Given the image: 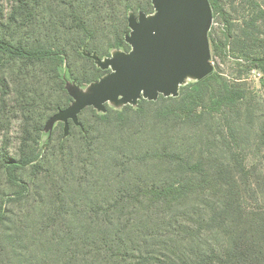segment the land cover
<instances>
[{
	"label": "rangeland",
	"instance_id": "rangeland-1",
	"mask_svg": "<svg viewBox=\"0 0 264 264\" xmlns=\"http://www.w3.org/2000/svg\"><path fill=\"white\" fill-rule=\"evenodd\" d=\"M217 1L236 24L232 34H237L250 16L259 14L260 20L255 29L259 32V40L253 46L252 52L263 56L264 14L260 11L264 13V0ZM30 2L34 10L29 19L23 18L21 14H16L14 19H11L12 12L18 10L17 0H0V36L14 44L41 43L60 49L66 59L62 74L66 79L64 88L67 94L60 88L52 64H24L0 55V150L17 158L24 142L26 149L33 145V138L37 133L33 128L34 123L37 121L43 124L40 147L43 151L50 139L49 152L54 153L50 161L67 168L65 172L70 176V183L64 200L70 205L78 204L76 208H72L73 216L90 218L97 213L103 217L105 205L112 203L119 188L133 184L159 185L170 179L172 173L178 174L179 170L175 165L168 166L159 159L163 150L180 153L189 159H196L199 155L208 159L223 157L235 170L241 162L258 188L256 195L246 193V203L249 206L264 207V89L260 84L263 74L247 58L232 49L231 45L224 46L227 24L220 12L213 14L212 11L213 24L208 32L210 62L213 71L219 72L228 82L251 92L246 102L236 107L239 115L235 113L237 110H227L222 116L206 114L196 123L183 124L171 120L156 121L154 112L147 108L146 113L142 115L130 113L125 129L118 130L115 123L105 127L97 120L92 107L85 108L78 116L79 122L82 127L92 126L93 145L100 147H92L96 156L92 155V152V156L87 157L76 155L77 151H83L85 154L80 127L70 121V136L60 146L61 140L68 136L63 134V123L55 122L51 128L45 130L46 121L57 112V107L62 109L71 103H66V97L69 95L66 87L68 83L85 90L91 82L111 72V69H100L84 52H95L101 58L109 57L117 51L128 52L130 45L125 41V36L130 31L127 24L128 15L133 13L137 16L139 12L152 14V1ZM79 19L85 23L87 34L77 27ZM122 39L123 46L117 47V43ZM191 81L194 80L187 77L183 85ZM139 100L137 104L127 105L134 108ZM123 106L109 101L104 104V112L120 110ZM82 131L85 132L84 128ZM104 136L106 141L103 140ZM69 155L74 158L70 168ZM20 175L27 182H31L28 167L22 170ZM57 179L49 178L44 184V190L51 189L52 181H58ZM55 186L61 188L59 182ZM14 189L0 169V203L12 196ZM26 200L28 202L23 201L22 204L12 205L8 202L3 205L10 204L9 207L17 214L28 215L31 219L42 214L41 207L56 199L45 192H39L35 197L31 196ZM96 206L103 208L99 210ZM154 212L159 213V210L150 211L151 214ZM124 213L126 214H122L123 217L130 215L128 211ZM116 214L117 212L109 213L114 216ZM163 235L167 236L164 233ZM203 239L217 248L223 244V237L218 230L205 233Z\"/></svg>",
	"mask_w": 264,
	"mask_h": 264
},
{
	"label": "trees",
	"instance_id": "trees-1",
	"mask_svg": "<svg viewBox=\"0 0 264 264\" xmlns=\"http://www.w3.org/2000/svg\"><path fill=\"white\" fill-rule=\"evenodd\" d=\"M208 1L213 14L220 12L227 24L224 46L231 45L261 70L260 84L264 89V55L252 52L259 40V32L255 31L259 14L250 16L239 32L232 34L236 24L231 17L217 0ZM17 2L18 10L12 12L11 19L16 14L29 19L34 10L30 0ZM76 25L87 34L81 19ZM123 42L120 40L116 46H123ZM0 55L24 64H52L60 88L67 94L62 74L66 59L60 49L41 43L14 44L0 36ZM250 95L248 89L212 71L201 80L180 86L176 97L159 96L154 101L141 98L134 108L124 105L120 110L104 113L88 108L105 127L115 123L118 130H124L130 113L142 115L147 108L154 112L156 121L196 123L206 114L222 116L227 110H237L236 107L246 102ZM71 101L67 95L66 103ZM235 113L239 115V110ZM43 127L37 121L34 123L37 133L33 145L26 149L24 142L17 158L0 150V169L15 188L4 203L22 204L39 192L56 200L41 207L42 214L31 219L28 215L17 214L10 204L0 203V264H264V207L246 203V193L256 195L258 188L241 162L235 170L223 157L208 159L199 155L189 159L180 153L163 150L159 159L168 166L175 165L178 174L172 173L170 179L159 185L123 186L117 190L112 203L105 205L103 217L94 213L90 218H77L71 212L78 204L70 205L64 200L70 183V176L65 172L67 168L50 161L54 154L49 152L50 139L41 150ZM81 129L85 154L77 151L76 155L96 156L91 148L100 147L93 145L92 126L83 125ZM69 136L61 140L60 146ZM103 140L107 138L104 136ZM73 163L74 158L69 155V168ZM27 167L31 182L20 175ZM49 178H58V181H52L51 189L44 190ZM57 182L61 188H56ZM152 209L159 213L151 214ZM125 211L130 215L123 217ZM110 212L117 214L109 215ZM213 230H218L223 237L220 248L203 239L205 233Z\"/></svg>",
	"mask_w": 264,
	"mask_h": 264
},
{
	"label": "water",
	"instance_id": "water-1",
	"mask_svg": "<svg viewBox=\"0 0 264 264\" xmlns=\"http://www.w3.org/2000/svg\"><path fill=\"white\" fill-rule=\"evenodd\" d=\"M154 12L130 13V29L125 41L128 52H114L101 58L84 54L102 70L111 72L91 82L85 90L66 85L71 103L46 121L45 130L63 123L64 136L69 122L81 127L79 114L88 107L104 112V104H137L140 98L154 101L159 96L176 97L187 77L201 80L213 67L208 42L212 9L208 0H151Z\"/></svg>",
	"mask_w": 264,
	"mask_h": 264
},
{
	"label": "built area",
	"instance_id": "built-area-1",
	"mask_svg": "<svg viewBox=\"0 0 264 264\" xmlns=\"http://www.w3.org/2000/svg\"><path fill=\"white\" fill-rule=\"evenodd\" d=\"M212 24H213V22L211 21V24H210L209 30L211 29ZM208 32H209V31H208Z\"/></svg>",
	"mask_w": 264,
	"mask_h": 264
}]
</instances>
